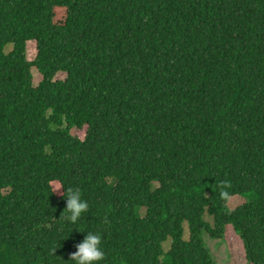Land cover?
Wrapping results in <instances>:
<instances>
[{
	"label": "trees",
	"instance_id": "obj_1",
	"mask_svg": "<svg viewBox=\"0 0 264 264\" xmlns=\"http://www.w3.org/2000/svg\"><path fill=\"white\" fill-rule=\"evenodd\" d=\"M229 224L264 264V0H0V264H73L76 228L101 264H220Z\"/></svg>",
	"mask_w": 264,
	"mask_h": 264
},
{
	"label": "rangeland",
	"instance_id": "obj_2",
	"mask_svg": "<svg viewBox=\"0 0 264 264\" xmlns=\"http://www.w3.org/2000/svg\"><path fill=\"white\" fill-rule=\"evenodd\" d=\"M63 13H64V10L59 8L57 15H56V19H58L59 16L63 15ZM11 47H12L11 43L7 44L5 46L6 51L10 50ZM26 49H27L26 50L27 58L30 60L34 59L36 56L35 42L34 41L27 42ZM31 71H32V76H33L32 77L33 84L37 85L42 79V74L36 69V67H32ZM64 76H65L64 73L58 74V77L63 78ZM71 132L73 135H76L80 137L81 139H83L85 132H86V127H83V128L73 127ZM153 185L157 186L158 183L155 182ZM55 186H59V185L57 184ZM57 192H60V189ZM255 196L256 194H254L253 192H248L245 194H236V195L230 196L227 202V205L230 209H233L239 204L243 203L244 201L250 200L254 198ZM141 213L144 214V210L143 211L141 210ZM204 218L207 221H210L211 223H213V219L210 215L205 214ZM183 227H184L183 238L187 240L189 238L188 223L184 222ZM203 237L216 262L220 264H252L246 258L245 249H244V245H243V241L241 237L234 230L231 224L226 226V231H225L223 238L214 239L210 237V235L207 234L206 232L203 233ZM170 244H171L170 238H168L165 242H163V249L165 252L168 251V249L170 248ZM163 258H164V255L161 257V259Z\"/></svg>",
	"mask_w": 264,
	"mask_h": 264
},
{
	"label": "clouds",
	"instance_id": "obj_3",
	"mask_svg": "<svg viewBox=\"0 0 264 264\" xmlns=\"http://www.w3.org/2000/svg\"><path fill=\"white\" fill-rule=\"evenodd\" d=\"M62 186H54L52 193L57 192ZM65 198L66 216L64 219L75 224L82 218L83 214L88 212L89 203L82 198L81 191L78 187L67 186L62 193ZM86 234L84 238L74 245L75 251L69 254L73 264H101L104 261L106 253L102 247V238L99 233L91 232L76 228ZM56 249H53L55 251Z\"/></svg>",
	"mask_w": 264,
	"mask_h": 264
}]
</instances>
